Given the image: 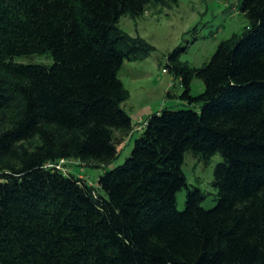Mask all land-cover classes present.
<instances>
[{"label":"trees","instance_id":"trees-1","mask_svg":"<svg viewBox=\"0 0 264 264\" xmlns=\"http://www.w3.org/2000/svg\"><path fill=\"white\" fill-rule=\"evenodd\" d=\"M166 3L0 0V264H264V0H242L247 26L203 66L171 53L189 107L150 116L122 165L97 185L59 168L117 156L133 130L118 74L150 49L119 21ZM36 54L53 64L14 60ZM188 151L222 156L211 209L188 187Z\"/></svg>","mask_w":264,"mask_h":264},{"label":"rangeland","instance_id":"rangeland-1","mask_svg":"<svg viewBox=\"0 0 264 264\" xmlns=\"http://www.w3.org/2000/svg\"><path fill=\"white\" fill-rule=\"evenodd\" d=\"M166 4L151 6L140 16H123L119 21L121 30L133 38L143 39L150 46L141 59L126 60L119 71V79L129 93L122 104L132 119L133 130L118 147L117 156L107 163L86 165L73 160L61 162L59 168L65 173L81 177L89 184L97 185L98 177L122 165L131 155L135 140L140 136L142 124L163 109H187L180 98L183 92L181 78L169 70L170 55L177 48L181 64L199 68L207 63L219 43L243 32L248 24L240 11L242 0H166ZM18 63L52 65L50 54L21 56ZM166 68L168 71H163ZM205 89L203 80L194 78L191 94L196 96ZM197 108V107H196ZM198 110V108H197ZM222 161L219 153L208 160L188 151L184 155L182 170L189 188H198L204 199L201 207L213 208L218 193L213 185L214 170ZM187 189L176 195V206L183 210Z\"/></svg>","mask_w":264,"mask_h":264}]
</instances>
